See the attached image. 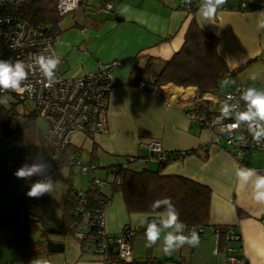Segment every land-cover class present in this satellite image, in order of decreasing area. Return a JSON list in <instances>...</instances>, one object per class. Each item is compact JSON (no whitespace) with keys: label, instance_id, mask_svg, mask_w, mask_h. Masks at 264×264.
I'll return each mask as SVG.
<instances>
[{"label":"crops","instance_id":"obj_1","mask_svg":"<svg viewBox=\"0 0 264 264\" xmlns=\"http://www.w3.org/2000/svg\"><path fill=\"white\" fill-rule=\"evenodd\" d=\"M181 3L182 0H110L109 10H99L98 0L93 8L87 3L81 4L78 17L59 23L63 30L54 36V47L62 60L59 66L64 76L89 72L95 69L98 60L120 61L112 69L115 84L108 97L106 130L92 139L77 132L71 145L80 149V158L85 163L89 162L90 151L95 146L92 159L100 166L94 175L100 178L106 175L105 166L118 163L124 155L146 156V144L151 140L160 141L165 150L195 149L181 159L169 161L161 173L183 175L207 185L211 192L208 224L227 225L239 234L238 239L229 240L227 251L225 245H218L215 232L207 227L200 235L198 246L185 245L167 255L160 242L146 247L144 232H140L131 240V259L151 254L162 259L172 257L163 260L164 264H183L181 260L188 264H228L230 253L242 255L246 264H264V204L253 199L252 183H245L237 175L242 169H255L264 175L258 171L264 166V156L249 150L244 163H240L224 140L220 145L214 143L208 128L187 119L186 109L221 108L220 96L171 83L154 88L145 83L141 87L144 81L136 71L143 55L169 58L183 43L194 16L202 29L217 35L219 55L229 69H236L225 79L228 87L224 91L236 82L264 90V30H258L256 24V13L264 11V0H227L211 22L201 19L199 8L191 16ZM143 166L155 169L157 164L143 161L132 164L134 169ZM73 174L69 176L70 183L74 181ZM86 179L88 186L87 175ZM103 191L109 194L107 187ZM153 215L128 212L122 195L115 192L104 212L105 230L117 233L125 225L140 229L143 228L141 218ZM36 239L28 240L19 249L13 246L7 252L10 256H2L3 261L0 257L1 264H31L37 258L46 260L47 264H104L100 255L82 252L78 239L71 235L49 236L48 239L63 244L59 252L49 250L41 256L25 255Z\"/></svg>","mask_w":264,"mask_h":264},{"label":"trees","instance_id":"obj_2","mask_svg":"<svg viewBox=\"0 0 264 264\" xmlns=\"http://www.w3.org/2000/svg\"><path fill=\"white\" fill-rule=\"evenodd\" d=\"M57 1L23 0L20 7L21 13L29 24L34 27L41 25L43 30L54 37L63 30L59 24L63 15L57 12ZM99 2L101 7L110 0H99ZM80 3L86 4L85 0H81ZM200 6L201 0H191L190 3L188 0H182L181 3V7L191 16ZM217 42V35L202 29L192 16L184 34L183 43L169 58L143 55V60L136 71L144 84L147 83L152 88L159 84L171 83L181 87H195L198 92L210 91L222 97L224 93L220 92L221 82L234 74L236 69L228 68L217 51ZM27 103L11 95L0 96V140L5 145L16 144L22 153L30 152L31 143L39 144L44 153L43 161L53 157L56 170L59 166L66 165L71 176L74 169L73 159L79 155L80 149L70 143L62 151H54L37 127L35 120L38 116L34 106L30 108ZM94 150L95 146L90 151L89 162L93 161ZM193 151L196 150H184L183 155ZM166 153V159L156 161L149 159V153L144 157L124 155L118 163L105 166V177L95 176V169L86 174L89 181L86 188H75L70 183L59 198L60 222L55 228H46L40 216L31 212L28 216L24 213V208L0 217V227L13 224L29 232L38 231V238L25 251L27 256H41L47 253L49 249L45 240L47 241L50 235L55 234L75 236L82 252L90 251L100 255L101 261V254L104 252L107 260L104 264L112 262L164 264L162 258L151 254H147L142 259H124L118 255L116 233L103 231L98 212L109 203L111 194L119 192L128 212L154 213L151 205L155 200L170 198L180 214V220L187 226V234L190 229H195L200 236L202 234L198 231L200 227H213L218 233V245H225L228 241L224 239V231L228 226L209 225L207 222L211 193L209 187L183 175L162 174L161 170L165 164L178 159V150H166ZM246 156L241 163H244ZM38 160L28 158L27 163L31 164ZM124 160L127 161L126 165H122ZM135 161L153 162L157 164V167L150 169L143 166L140 169H134L132 164ZM108 175L111 177L108 178ZM95 178L101 179L104 185L101 187L95 184ZM52 180L55 182V175ZM104 187H107L109 194L103 191ZM43 197L47 198L46 194ZM129 229L133 231L130 236V245L134 235L145 232L144 227L137 229L129 225H125L122 232ZM78 232H81L80 236L77 235ZM27 241V235H24L17 240L16 248L23 247ZM101 241L105 242L102 252L99 251ZM181 263L188 264L183 260Z\"/></svg>","mask_w":264,"mask_h":264},{"label":"built area","instance_id":"obj_3","mask_svg":"<svg viewBox=\"0 0 264 264\" xmlns=\"http://www.w3.org/2000/svg\"><path fill=\"white\" fill-rule=\"evenodd\" d=\"M23 0H0V59H11L15 61L20 59L29 63L33 55H58L54 47V37L42 29L41 25L34 27L28 23L21 13V4ZM81 0H58L56 9L58 14L65 13L78 8ZM110 2L103 4L99 10H109ZM119 60L110 61L98 60L95 69L76 76H64L60 66L56 71L57 82L52 86H46V81L42 74L34 69L29 73L27 83L31 84V90L23 94H17L11 90H0V96L11 95L16 99L33 102L37 116L41 117L46 123V130L43 137L46 142L56 152L62 151L72 142V137L79 132L86 138L92 139L96 134L106 130L108 97L111 88L114 86L112 69L119 64ZM141 87L144 82L140 83ZM247 87L241 83L233 84L220 99L222 103L228 96H232L231 103L236 110H243L244 104L239 100L241 92ZM222 108V107H221ZM221 108L217 109H186L187 119L201 127L208 128L212 134V141L216 144L224 140L230 147L231 155L240 163L249 150H258L264 156V144H257L245 126L225 134L223 129L226 125L232 123L230 119L221 121ZM151 161L166 159V150L162 147L160 141L151 140L146 144ZM175 155V154H174ZM183 151H178V159L183 157ZM247 157V156H246ZM53 158V157H52ZM46 158L43 162L50 164V170L46 173L51 178L56 175L54 158ZM18 160L11 158L5 161L6 167H12ZM74 166L78 167L81 173L88 174L99 166V162L90 161L85 163L80 155L73 159ZM124 160L122 165H126ZM264 173V166L258 169ZM41 177L34 176L30 183H34ZM95 184L103 186L104 182L94 179ZM108 204L98 212L99 223L105 230L104 212ZM217 239L218 233L215 228ZM195 229H190L188 234ZM205 228H199L203 233ZM196 231V230H195ZM107 232V231H106ZM133 231L122 232V229L116 233L115 242L118 245V255L124 259L131 256L130 236ZM78 236L81 232H78ZM239 234L231 227H226L224 239L228 241L225 244L227 251L230 250L229 240L238 239ZM99 251L102 252L105 242H100ZM102 262L106 263L104 252L101 254ZM228 264H246L245 258L240 254H228Z\"/></svg>","mask_w":264,"mask_h":264},{"label":"clouds","instance_id":"obj_4","mask_svg":"<svg viewBox=\"0 0 264 264\" xmlns=\"http://www.w3.org/2000/svg\"><path fill=\"white\" fill-rule=\"evenodd\" d=\"M190 3L191 0H188ZM227 0H201L199 14L203 21L211 22L215 19L220 6ZM257 29L264 30V11L256 13ZM203 27V25H202ZM62 60L59 55H33L29 63L20 59H0V90H11L17 94H23L31 90V84L27 83L29 73L37 69L46 81V86H52L57 82L56 71ZM255 80V77H252ZM227 83V81L225 82ZM232 96H228L221 108L218 119L221 121L230 119L233 122L226 125L225 134L245 126L257 144H264V90L248 87L241 92L239 100L243 102V110H236L231 103ZM39 160L31 164L25 163L15 172L20 179H30L33 176L41 179L32 183L27 196L39 198L44 194L54 191L55 183L46 173L50 170V164L43 162V154H38ZM237 175L245 183L251 182L253 187V199L257 203L264 204V175L255 169H242ZM151 208L155 215L144 216L140 225L145 228L146 247H153L158 242L162 245L163 253L170 255L172 252L185 245L196 247L200 244L199 233L192 230L186 232V224L180 220V214L170 198L155 200ZM31 264H47L46 260L34 259Z\"/></svg>","mask_w":264,"mask_h":264},{"label":"rangeland","instance_id":"obj_5","mask_svg":"<svg viewBox=\"0 0 264 264\" xmlns=\"http://www.w3.org/2000/svg\"><path fill=\"white\" fill-rule=\"evenodd\" d=\"M85 2L88 7L93 8L97 6L98 0H85ZM78 15L79 8H75L74 10L65 13L60 22L69 18H76ZM226 81L227 80H224L221 83L220 89L222 90V93H224V89L228 87V81L225 83ZM27 102V105L32 108L33 102ZM35 121L39 131L43 134L46 130V123L41 117H36ZM29 148L30 152L22 153L16 144L5 145L4 142L0 140V217L4 216L6 213H15L21 208H24V213L28 216L30 212L40 216L44 220L46 228H55L60 222V208L58 206L59 198L63 190L70 184L69 168L66 165H61L57 168L54 191L50 194H46L47 198H44V195L39 198H30L27 196V192L32 184L30 183V180L32 179L26 180L17 178L15 172L23 164L27 163L28 158L39 159L38 154L42 153L44 155V153L42 147L35 142L31 143ZM253 151L255 155L261 157L258 150ZM11 158H16L18 161L12 167L7 168L5 161ZM73 172L72 180L74 179V181L73 183L71 182L72 186L75 188L86 187V174L81 173L77 166H74ZM24 235H27V240L31 241L36 239L39 233L37 230L30 232L22 230L20 227L13 224L0 227V257L10 256L7 253L9 252L8 250H11L13 246L16 249L17 240ZM11 260V262L16 263L15 260L13 261V258H11Z\"/></svg>","mask_w":264,"mask_h":264},{"label":"water","instance_id":"obj_6","mask_svg":"<svg viewBox=\"0 0 264 264\" xmlns=\"http://www.w3.org/2000/svg\"><path fill=\"white\" fill-rule=\"evenodd\" d=\"M47 248L50 251L59 252L63 249V244L61 242L53 241L51 239H47L46 241ZM172 257H163V260L165 259H171Z\"/></svg>","mask_w":264,"mask_h":264}]
</instances>
